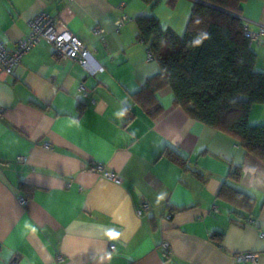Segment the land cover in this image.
<instances>
[{
  "label": "crops",
  "instance_id": "obj_1",
  "mask_svg": "<svg viewBox=\"0 0 264 264\" xmlns=\"http://www.w3.org/2000/svg\"><path fill=\"white\" fill-rule=\"evenodd\" d=\"M193 1L0 0L7 49L46 12L90 52L85 70L42 41L0 77V264H237L240 253L264 264V161L189 117L169 87L156 93L155 118L132 98L160 71L136 19L154 15L181 34ZM122 14L129 20L117 30ZM240 18L257 32L264 0L244 2ZM250 47L264 72V36ZM248 121L264 125V105H253ZM233 168L241 169L233 187L253 199L250 214L218 196ZM143 203L149 210L138 215Z\"/></svg>",
  "mask_w": 264,
  "mask_h": 264
},
{
  "label": "trees",
  "instance_id": "obj_2",
  "mask_svg": "<svg viewBox=\"0 0 264 264\" xmlns=\"http://www.w3.org/2000/svg\"><path fill=\"white\" fill-rule=\"evenodd\" d=\"M159 1L142 0L151 8ZM246 1L194 0L182 34L163 28L154 15L137 18L138 37L148 44L160 71L132 98L155 118L162 112L156 93L169 87L174 104L189 117L232 136L249 155L264 161V125L248 121L251 107L264 105V72L255 68L257 57L240 18ZM169 2L174 5L176 0ZM133 117L128 114L129 121ZM166 155L184 166L177 153ZM240 179V168L230 170L218 196L250 214L253 199L232 185ZM213 238L217 240L216 235Z\"/></svg>",
  "mask_w": 264,
  "mask_h": 264
},
{
  "label": "built area",
  "instance_id": "obj_3",
  "mask_svg": "<svg viewBox=\"0 0 264 264\" xmlns=\"http://www.w3.org/2000/svg\"><path fill=\"white\" fill-rule=\"evenodd\" d=\"M129 17L122 14L116 21V28L119 30ZM29 33L27 36L19 40L13 49H7L6 46L0 41V77L12 74L14 68L20 64L22 58L31 49L42 41L49 43L54 54L59 59H67L79 64L85 70L90 66V52L87 46L62 22L58 17L51 16L46 12H41L33 17L29 22ZM245 35L250 39V42L259 41L264 36V26H261L257 32L249 29L248 24L244 25ZM97 33L102 34V29L96 30ZM147 59H153L152 54L148 51ZM84 96H89L90 92L84 87L80 89ZM94 101V100H93ZM95 170L100 172L105 178L119 183L121 177L117 174L110 172H103L101 165H96ZM23 203L24 199L20 198ZM149 210V205L143 203L137 210L138 215H142ZM162 247L168 249L167 243H163ZM110 251L115 250V246H109ZM258 259L256 253H240L236 256L237 264H255ZM57 261H63L62 256H58Z\"/></svg>",
  "mask_w": 264,
  "mask_h": 264
},
{
  "label": "clouds",
  "instance_id": "obj_4",
  "mask_svg": "<svg viewBox=\"0 0 264 264\" xmlns=\"http://www.w3.org/2000/svg\"><path fill=\"white\" fill-rule=\"evenodd\" d=\"M203 38H207V37L204 36ZM200 42H201L200 39H197V40L195 41L196 44H200ZM124 115H125V112H123V111L117 113V116H119V117H123ZM110 235H113V234L110 233Z\"/></svg>",
  "mask_w": 264,
  "mask_h": 264
},
{
  "label": "rangeland",
  "instance_id": "obj_5",
  "mask_svg": "<svg viewBox=\"0 0 264 264\" xmlns=\"http://www.w3.org/2000/svg\"><path fill=\"white\" fill-rule=\"evenodd\" d=\"M181 29H182V28H181ZM183 29L185 30V28H184V27H183ZM183 29L181 30V34L184 32V30H183Z\"/></svg>",
  "mask_w": 264,
  "mask_h": 264
}]
</instances>
